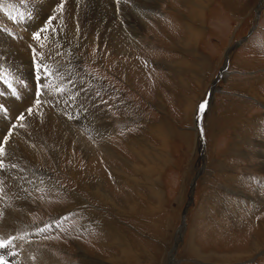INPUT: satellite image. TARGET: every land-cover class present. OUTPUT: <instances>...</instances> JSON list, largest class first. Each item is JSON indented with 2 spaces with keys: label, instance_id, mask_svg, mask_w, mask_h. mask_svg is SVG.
<instances>
[{
  "label": "rangeland",
  "instance_id": "1",
  "mask_svg": "<svg viewBox=\"0 0 264 264\" xmlns=\"http://www.w3.org/2000/svg\"><path fill=\"white\" fill-rule=\"evenodd\" d=\"M41 1L52 4L45 17L39 16ZM73 1L95 11L94 31L112 33L113 26L125 23V11L138 23L142 20L136 10L149 12L147 25L126 53L104 47L87 32L74 37L76 53L68 40L62 43L63 50L62 16ZM73 1L62 0L61 11V0H0V105L7 106L6 112L0 111V136L9 132L17 115L13 106L26 97L18 113L23 111L26 117L29 107L54 112L73 123L93 149L90 156L81 149L77 153L65 149L58 166L51 150L55 140L45 139L36 154L38 162L24 160L37 170L26 174L38 184L36 189L25 187L33 206L26 217L29 226L10 218L0 231V237H22L14 241L17 255L6 259L12 264L53 263H39L28 240L49 251L55 264H264V0ZM50 17L57 20L49 24ZM40 24L51 31L38 42L32 31ZM190 31L196 33V44ZM235 40L228 48V69L214 84L204 113L205 154L200 156L194 118L223 66L226 47ZM47 41L54 44L50 49L54 57L41 51ZM20 43L29 49L24 57L17 51ZM30 43L47 57L45 64L58 70L50 80H42L40 87H48L40 92L34 85ZM83 85L106 112L111 134L105 137H96L87 125L90 110L81 102L76 113L64 110L65 114L42 98L59 86L81 95ZM16 130L9 146L17 144ZM105 142L113 149L108 155ZM6 158L5 165L16 164L8 154ZM43 170L48 173L42 174ZM86 173L93 178L101 175L103 189L110 191L114 203L83 187L80 180ZM5 177L6 172H0V223H7L3 216L13 211L6 198L21 201L19 195H9ZM22 184L20 179L15 185ZM77 193H83L84 204L78 202Z\"/></svg>",
  "mask_w": 264,
  "mask_h": 264
},
{
  "label": "bare ground",
  "instance_id": "2",
  "mask_svg": "<svg viewBox=\"0 0 264 264\" xmlns=\"http://www.w3.org/2000/svg\"><path fill=\"white\" fill-rule=\"evenodd\" d=\"M31 1V0H30ZM60 1V0H59ZM73 1V0H71ZM76 1V0H75ZM140 1V0H139ZM143 1V0H142ZM146 1V0H144ZM156 1V0H155ZM201 1V0H200ZM4 2V1H3ZM40 2V1H39ZM83 2V1H82ZM96 2V1H94ZM17 3V2H16ZM124 3V1H123ZM127 3V2H126ZM129 3V2H128ZM54 4V3H53ZM56 4V3H55ZM91 4V3H90ZM152 4V3H151ZM157 4V3H156ZM106 5V4H105ZM155 5V3L153 4ZM39 6V5H38ZM49 6V7H48ZM101 6V5H100ZM108 6V5H106ZM136 6V5H135ZM157 6V5H156ZM159 6V5H158ZM52 4L51 2H42L40 3V8L42 12H39L41 17H45V11H48L50 13ZM105 7V6H104ZM127 7V5H126ZM131 7V6H130ZM9 8V7H8ZM11 8V7H10ZM20 8V7H19ZM30 8V7H29ZM35 8V7H33ZM32 8V9H33ZM110 8V7H109ZM112 8V6H111ZM110 8V9H111ZM144 8V7H143ZM31 9V10H32ZM106 9V8H105ZM120 9V8H119ZM129 9V8H128ZM149 10V9H148ZM200 10V9H199ZM54 11V10H53ZM90 11V12H88ZM113 11V10H111ZM138 12V15L140 17V19L142 20V23H138L130 13H128V11H125V19L123 20L125 23H119L116 24L115 26H113L114 30L111 32H109L108 30L105 31V29L99 30V28L97 29V31H94L96 26L95 24L96 19L94 17V15L96 14L95 11H92L91 9H86L84 4L81 3H76V2H70L67 4V6L64 8V12L65 15L62 16L63 21H64V25L61 24L60 26V30L62 33V38H60V42H59V47H61L62 43L65 40L70 41V46L71 49L70 50H74V52L76 53V47H78V43L77 41H75L74 37L78 36L79 34H82V32H87L86 34H94V36L98 37V40L100 43H102V45L105 47L107 46L109 49H112L114 52H119L122 54L126 53L127 51L132 50L133 46V42H134V38L137 37V35H139L138 33H140V31L143 29V24L147 25V21L146 19H148L149 16V12L144 13L141 12L140 10H136ZM143 11V10H142ZM6 12V10H5ZM103 12V11H101ZM28 13V12H27ZM33 13V12H32ZM100 13V12H99ZM135 13V14H136ZM200 13V12H199ZM198 13V14H199ZM58 14V13H57ZM56 14V15H57ZM115 14V13H114ZM134 14V13H133ZM10 15V14H9ZM123 15V14H122ZM49 17V16H48ZM59 17V16H58ZM61 17V16H60ZM99 17V14H98ZM102 17V16H101ZM121 17V16H120ZM203 17V16H202ZM3 18V17H2ZM37 18V17H36ZM112 18V17H111ZM114 18V17H113ZM112 18V19H113ZM122 18V17H121ZM6 19L7 18H3ZM39 19V18H38ZM100 19V18H99ZM4 20V21H6ZM11 20V19H10ZM57 20V19H56ZM61 20V21H60ZM59 20V23H62V19ZM108 20V19H107ZM139 20V19H138ZM102 21V20H101ZM58 22V21H57ZM140 22V21H139ZM3 24V23H2ZM98 24V23H97ZM129 24V25H127ZM132 24V25H130ZM100 25V24H99ZM103 25V24H102ZM105 25V24H104ZM126 25V26H125ZM50 26V25H49ZM108 26V25H107ZM37 27V26H36ZM99 27V26H98ZM5 28V27H4ZM7 29V28H6ZM51 31V30H49ZM94 31V32H93ZM21 33V32H20ZM45 33V32H44ZM42 33V34H44ZM49 34V33H48ZM47 34V35H48ZM85 34V35H86ZM141 34V33H140ZM192 34V35H191ZM196 33H193L192 31H190V35H191V40H193V42H195L194 44H196V36L194 35ZM51 35V34H50ZM57 35V34H56ZM55 35V36H56ZM111 35H113L111 37ZM46 36V35H45ZM54 36V35H53ZM54 36V37H55ZM79 37V36H78ZM52 38V37H51ZM81 38V37H80ZM86 38V37H84ZM92 38V37H91ZM118 38V39H117ZM3 39V38H2ZM13 39V38H12ZM44 39V38H43ZM93 39V38H92ZM4 40V39H3ZM10 40V39H9ZM79 40V39H78ZM82 40V39H81ZM190 40V41H191ZM8 41V40H7ZM15 41V40H14ZM45 41V40H44ZM88 41V40H87ZM2 42V41H0ZM6 42V40H5ZM23 42V40H22ZM39 42V41H38ZM25 43V42H24ZM37 43V42H36ZM192 43V41H191ZM3 44V42H2ZM12 45L14 44L13 42L11 43ZM18 44V43H16ZM15 44V45H16ZM43 44V43H42ZM58 44V43H57ZM65 44V43H64ZM80 44V43H79ZM188 44V43H187ZM193 44V43H192ZM5 45V44H4ZM14 45V46H15ZM23 45L20 43V46ZM25 45V44H24ZM54 44L51 43V41H47L46 43L43 44L44 47L47 48H41V51L43 49L44 53H46L47 56L50 57H54L53 55V51L54 50H50L52 48ZM66 45V44H65ZM84 45V44H83ZM7 46V45H6ZM4 47V46H3ZM99 47V46H98ZM139 47V46H138ZM38 48V47H37ZM64 50V47L62 45L61 47ZM4 49V48H3ZM81 49V47H80ZM26 49L24 46H21L19 50H17L19 52V55H22L23 57L25 56L26 53ZM84 50V49H83ZM6 51V50H5ZM60 51V50H58ZM14 52V51H13ZM110 53V52H109ZM118 53V54H119ZM227 53L229 54V49L227 51ZM51 54V55H49ZM45 55V54H44ZM125 55V54H124ZM40 56V55H38ZM57 56V55H56ZM228 56V55H227ZM124 57V56H123ZM121 58V57H120ZM19 60H21L20 62L23 63L25 62V59L23 58H18ZM113 59V58H112ZM6 60V59H4ZM11 60V59H10ZM14 60V59H13ZM9 61V60H8ZM12 61V60H11ZM46 61V60H45ZM2 62V61H1ZM79 62V61H78ZM81 62V61H80ZM16 63V62H15ZM45 63V62H44ZM2 64V63H1ZM7 64V63H6ZM20 65V64H19ZM8 66V65H7ZM52 66V65H51ZM19 69V68H18ZM17 69V70H18ZM69 69V68H68ZM13 71V70H12ZM138 72V71H135ZM134 72V73H135ZM14 73V72H13ZM133 73V74H134ZM140 74V72H138ZM71 75L73 74L74 76L81 78L77 73H70ZM141 77H145V75L143 73L140 74ZM24 76V75H23ZM128 78H130V75L127 73ZM77 78V79H78ZM82 79V78H81ZM83 81V80H82ZM215 85L212 87L214 88ZM59 88H61L59 86ZM82 89H80V92L82 91L81 95H78L74 92H66L64 90L63 95L59 94L58 91H54L53 93H49V96L47 97H42L47 103H49V105L53 104V106H57L62 108L63 112L65 111H70L72 110L73 112L76 113L75 110L78 109V107H80L77 102H81V105H83L84 107L89 108L90 110V115H89V119L90 122L88 120H86L85 122L87 123V125L90 126L91 130L94 132L95 136L98 137V135L101 136H106L111 128L110 126V122H108V120L106 119V112L101 109V105L98 104L96 96H94V94H92L88 89H86L83 86H81ZM46 90V89H45ZM78 91V89H77ZM88 91V92H87ZM92 91V90H91ZM48 92V91H47ZM68 94H71V99H67L66 96ZM42 95V94H41ZM70 98V97H69ZM261 98V97H260ZM27 98L25 97L23 100H19V103L17 105L13 106V111L14 113L19 112V110L22 109V103H27ZM52 99V100H51ZM212 98H209V101ZM32 100V99H31ZM21 101V102H20ZM43 101V102H45ZM208 101V104H209ZM4 104V103H3ZM14 104V103H13ZM7 107V106H6ZM25 107V106H24ZM39 108L41 106H38ZM208 107V105H207ZM53 108V107H52ZM34 109V108H33ZM207 109V108H206ZM87 110V109H86ZM34 114L33 115H26V120L23 123V127L20 128L18 127L15 133V137L14 140L16 141L17 144H12L9 146L8 149V157L12 159V162H15V168H12L11 165L12 163H7V165H5L6 167V177H5V183L6 185L8 184V186L6 187V190L9 189L10 194L9 195H19V199L21 201H17L16 203H14L11 199L10 196H8L9 198H6L5 202L10 206V209L12 208L13 211L12 213H6L3 217L5 218V220L7 221V223H3V221L0 223V231H3L4 228H6V226L9 224V219L11 218L12 221L11 222H17V220H20V222H25V224L27 226H29V224L26 221V217L27 214L30 212V210L33 208L32 204L29 203V194L26 191L25 187L26 186H31L33 189H36V185L38 184L36 182L35 179L29 178L28 175L26 173H28L29 171H37L35 168H33L29 163L24 162L25 159H27L29 162L34 163V162H38L37 159V152L38 151H42V148L40 146V143H45V139H53L55 140L56 146L53 147L52 150V155H53V159L54 161H56V164L54 165H58L60 166L61 164V159H60V154L62 153V151H64L65 149H71L70 151L76 152L78 151V149L83 150V155L85 156H90L89 154H91L93 152L92 147L89 146V142L87 140L89 139H85L84 137L80 136L75 129L71 126V122L70 124L67 123L65 120H63L62 118H60L59 116L53 114L52 112H49V114H44L43 112L41 113L40 110H33ZM206 112V111H205ZM65 113V112H64ZM13 114V113H12ZM67 114V113H65ZM70 114V112H69ZM69 116V115H68ZM87 116V115H86ZM62 117V116H61ZM85 117V116H84ZM87 118V117H86ZM204 118V115H203ZM82 122V121H81ZM112 122V120H111ZM203 122V120H202ZM13 124V123H12ZM6 128V124L4 125ZM203 128V126H202ZM113 129V128H112ZM115 129V128H114ZM3 130V129H2ZM7 131V129H6ZM112 131V130H111ZM1 132V131H0ZM204 132V129H203ZM93 134V133H92ZM111 134V132L109 133ZM108 134V135H109ZM14 136V135H13ZM99 136V137H101ZM1 137V136H0ZM86 137V135H85ZM90 141V140H89ZM11 142V141H10ZM34 142L37 143L38 146L34 145ZM15 143V142H14ZM103 147H105V152L107 153H112L113 149L110 146V142H105L102 144ZM47 148V145L45 146ZM264 144H262V150L261 153L264 154ZM82 153V152H81ZM79 154V153H78ZM97 154V152H96ZM205 154V151L203 153V155ZM108 155V154H107ZM79 157V156H78ZM8 159V158H6ZM76 160V159H75ZM153 161V160H152ZM93 167V166H92ZM94 169V167H93ZM28 171V172H27ZM91 172L93 173V170H91ZM42 174L45 175V173H48V170H43L41 171ZM73 175H75V170H72ZM85 173V172H84ZM17 175H21L16 177ZM127 175V174H126ZM72 177V176H71ZM83 179L80 180L82 182V185L84 188L87 189H91L93 195L98 196L99 198H102L104 201H108L111 203H114V199L112 194L110 193V191L104 190V186L101 184L100 182V177L101 175L98 174L96 176H94V178L92 177V175H89L86 173L85 176H82ZM92 177V178H91ZM23 180V184L18 187H16L15 184L18 183V180ZM98 180V181H97ZM93 183V184H91ZM19 185V184H18ZM102 185V187H101ZM195 186V185H194ZM193 186V189H194ZM15 190H21L20 192H14ZM14 192V193H13ZM77 192V191H76ZM193 192V190H192ZM71 193V192H70ZM74 193V192H73ZM7 195V194H6ZM75 195V194H74ZM76 196V195H75ZM3 197V196H2ZM77 200L78 202L81 204H84L83 202H85V198L83 196V193H77ZM76 200V201H77ZM4 204V202H3ZM8 208V207H7ZM9 209V210H10ZM185 215V214H184ZM20 216H22V218H20ZM2 217V216H1ZM2 217V219H3ZM18 217V218H17ZM15 224V223H14ZM17 224V223H16ZM18 225V224H17ZM21 225V224H20ZM11 227V225H10ZM8 229V228H7ZM183 229V227H182ZM3 237V236H2ZM29 239V238H28ZM97 241V240H96ZM22 243V242H21ZM28 246L30 247V252L32 253L34 258H38V262L39 263H43L45 261H52V264L57 263V261L54 259L53 255L44 249H40L38 247H36L32 242L28 241ZM23 246V245H22ZM26 245V247H28ZM25 249V248H24ZM29 252V251H28ZM24 255V254H23ZM25 255H27L25 253ZM22 256V255H21ZM174 256V255H173ZM90 257V256H89ZM24 259V258H23ZM29 260V259H28ZM19 261V260H18ZM21 261V260H20ZM36 262V261H35ZM37 262V263H38ZM60 262V261H59ZM61 263V262H60Z\"/></svg>",
  "mask_w": 264,
  "mask_h": 264
},
{
  "label": "snow or ice",
  "instance_id": "3",
  "mask_svg": "<svg viewBox=\"0 0 264 264\" xmlns=\"http://www.w3.org/2000/svg\"><path fill=\"white\" fill-rule=\"evenodd\" d=\"M63 8H64V3L61 0V3L59 4V10L62 11ZM24 18L25 17L22 14L19 16V19H21V20H23ZM55 19H56V17H50L48 23L51 24L52 21L55 20ZM49 30L50 29L48 27L42 28L40 31H37V32L32 34V39L35 40V41H40L42 39V33L48 32ZM41 47H42V45H41ZM31 51H32V57H33L35 70L39 74V75H37L36 78L38 80H50L51 78H53L57 74L58 70L57 71H53L49 67L48 64L44 63V60L47 57L40 56V58L38 60L37 57H38L39 53L37 52L36 48H32ZM49 55H51V54H49ZM56 55H60V53L57 52ZM9 87L11 88V85H9ZM46 87H48L47 84H42V89L46 88ZM11 90H12V94L15 96L16 95V90L15 89H11ZM57 91L61 95H63V93H64V89L59 88V87H57ZM0 95H2V93H0ZM207 103H208L207 100H204V101L199 103V105H198V114H197L198 115V119L200 118L199 114L205 112V110L207 108ZM36 105L37 106L41 105V100L40 99L36 100ZM0 111H5L6 112L7 109H6V107L4 105H0ZM26 112H27L28 115H33L34 114L32 107H29L26 110ZM25 118H26L25 115H23V114L19 115L17 117V120L21 121V123L20 124L13 123L11 125V128H10L9 132L7 133V135H5L3 137H0V172L6 170V168H5V158L7 156L6 149H7V147L10 144L11 137L14 135V131H15L16 128H18V127L22 128L24 126L22 122L25 120ZM69 118L70 119L72 118L71 115L69 116ZM11 167L15 168V165L12 164ZM41 231H43V229ZM17 239H22V237L21 238H18L16 236L0 237V264H12V261L6 259L5 257L6 256H15V255H17V253L12 250V249H14L16 247L14 241H16Z\"/></svg>",
  "mask_w": 264,
  "mask_h": 264
},
{
  "label": "water",
  "instance_id": "4",
  "mask_svg": "<svg viewBox=\"0 0 264 264\" xmlns=\"http://www.w3.org/2000/svg\"><path fill=\"white\" fill-rule=\"evenodd\" d=\"M235 42H237V41L235 40L232 45H230V46L228 45L226 47V49H225V59H224L225 61H224L223 67H221V69H220L221 72L224 71V70H226V68H227V64H228V61H227V55H228L227 50H228L229 47H232L235 44ZM221 72L218 73L215 76V78H213V81L211 82L210 90L208 91L207 97L204 99V100H207V102L209 101L210 95H212L211 94L212 93V87L215 84V82L218 80V78L221 76ZM207 105H208V103H207ZM204 113L199 114V117L200 118L198 119V115H197L198 114V109H197L196 119L194 118V124L196 126V131H197L196 138H197L198 142L200 143L199 144L200 145V152H199L200 153V156H203V153L205 151V140H204L203 128H202V125H201L202 124V119H203V114ZM183 220H184V213H183V219H182V221Z\"/></svg>",
  "mask_w": 264,
  "mask_h": 264
},
{
  "label": "built area",
  "instance_id": "5",
  "mask_svg": "<svg viewBox=\"0 0 264 264\" xmlns=\"http://www.w3.org/2000/svg\"><path fill=\"white\" fill-rule=\"evenodd\" d=\"M224 61H225V60H224ZM224 61H223V64H224ZM227 61H228V60H227ZM227 66H228V64H227ZM222 67H223V66H222ZM220 69H221V68H220ZM220 69H219V72H218V73L221 72ZM227 69H228V68H226V70H224V71H227ZM224 71L221 72V76L218 78V80L222 77V74H223ZM216 75H217V74H216ZM218 80H217V81H218ZM212 81H213V80H212ZM217 81H216L215 83H217ZM213 86H214V85H213ZM209 90H210V89H209ZM203 115H204V114H203ZM202 120H203V119H202ZM201 125H202V124H201Z\"/></svg>",
  "mask_w": 264,
  "mask_h": 264
}]
</instances>
